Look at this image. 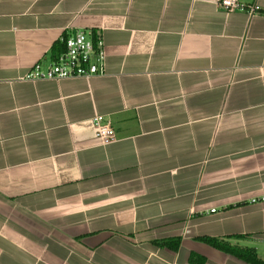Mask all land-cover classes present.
<instances>
[{
	"label": "crops",
	"instance_id": "0c3cea01",
	"mask_svg": "<svg viewBox=\"0 0 264 264\" xmlns=\"http://www.w3.org/2000/svg\"><path fill=\"white\" fill-rule=\"evenodd\" d=\"M241 1L262 14L0 0V264H246L201 238L264 261V0ZM78 31L102 75L26 80Z\"/></svg>",
	"mask_w": 264,
	"mask_h": 264
},
{
	"label": "built area",
	"instance_id": "2783aa9c",
	"mask_svg": "<svg viewBox=\"0 0 264 264\" xmlns=\"http://www.w3.org/2000/svg\"><path fill=\"white\" fill-rule=\"evenodd\" d=\"M218 6L226 13L244 12L250 17L262 14L261 7L246 4L241 0H218ZM66 51L43 69L42 63L34 66L27 74L26 80L62 81L68 79H91L103 74L104 58L103 44L100 36H91L84 31L70 35L66 41ZM96 140L108 145L117 140L110 122H105L97 116L94 122Z\"/></svg>",
	"mask_w": 264,
	"mask_h": 264
},
{
	"label": "trees",
	"instance_id": "16d2710c",
	"mask_svg": "<svg viewBox=\"0 0 264 264\" xmlns=\"http://www.w3.org/2000/svg\"><path fill=\"white\" fill-rule=\"evenodd\" d=\"M69 36H64L61 42L56 43L50 55L53 60L66 51V44L65 41ZM201 242L222 251L228 255H231L238 260L246 263V264H264V261L259 257L256 249L249 248V247H239L233 245L229 240H220V239H212V238H201ZM174 250H177L179 247V240L176 241L174 246H171ZM191 261H194V257H192ZM204 263V259H202V264Z\"/></svg>",
	"mask_w": 264,
	"mask_h": 264
}]
</instances>
